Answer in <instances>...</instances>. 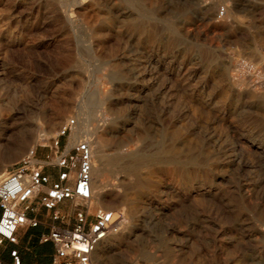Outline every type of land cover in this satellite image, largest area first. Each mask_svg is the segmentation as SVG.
<instances>
[{
    "label": "rangeland",
    "instance_id": "rangeland-1",
    "mask_svg": "<svg viewBox=\"0 0 264 264\" xmlns=\"http://www.w3.org/2000/svg\"><path fill=\"white\" fill-rule=\"evenodd\" d=\"M248 62L264 67V0H0V164L83 110L105 155L92 208L125 214L99 264H264Z\"/></svg>",
    "mask_w": 264,
    "mask_h": 264
},
{
    "label": "built area",
    "instance_id": "built-area-1",
    "mask_svg": "<svg viewBox=\"0 0 264 264\" xmlns=\"http://www.w3.org/2000/svg\"><path fill=\"white\" fill-rule=\"evenodd\" d=\"M217 13L224 17L226 8H218ZM233 66L239 79L241 63ZM243 69L261 77L245 81L248 88H264V67L248 62ZM79 126L77 116L67 118L55 134L42 135L0 176V247L18 244L21 228L38 226L41 208L51 220L40 241L54 244V264H99L100 247L122 231L124 211L92 208L96 199L93 139L82 133L75 136ZM63 203L81 206L69 210L61 207ZM10 256L7 264H24L18 248H11Z\"/></svg>",
    "mask_w": 264,
    "mask_h": 264
},
{
    "label": "crops",
    "instance_id": "crops-1",
    "mask_svg": "<svg viewBox=\"0 0 264 264\" xmlns=\"http://www.w3.org/2000/svg\"><path fill=\"white\" fill-rule=\"evenodd\" d=\"M81 204V203H80ZM78 203H63L61 207L73 210ZM41 223L36 227H23L18 231V244H5L0 247V264H7L11 261V248H18L24 264H54L52 259L55 253V247L52 242H41L40 237L43 233L49 231L48 223L50 222V214L41 208L38 212ZM93 219V218H92Z\"/></svg>",
    "mask_w": 264,
    "mask_h": 264
},
{
    "label": "bare ground",
    "instance_id": "bare-ground-1",
    "mask_svg": "<svg viewBox=\"0 0 264 264\" xmlns=\"http://www.w3.org/2000/svg\"><path fill=\"white\" fill-rule=\"evenodd\" d=\"M227 6V5H226ZM92 100V99H91ZM93 101V100H92ZM69 103V102H68ZM5 107L7 108L8 107V105H5ZM59 115H57L56 116V120L57 119H59ZM78 119H79V121H85L87 118H88V114H87V112H85V111H83V110H80V112L78 113ZM85 125V124H84ZM89 132V131H88ZM85 134V135H88V134H86L87 133V131H86V125L85 126H83V128H81L80 126H79V129H78V133H76L75 134V136L77 135V134ZM3 134V133H2ZM91 135V134H90ZM41 137V136H40ZM93 147H94V151L96 152V154H97V156H98V160L100 161V164H103L104 163V158H105V155H104V151H103V148H102V145H101V143H99V142H97V143H95L94 144V142H93ZM96 148V149H95ZM120 159H121V157H120ZM5 168V166L4 165H2V164H0V176H2V175H4L5 173H6V169H4ZM128 173H131L134 169H135V167L134 166H132V165H128V166H125V168H124ZM95 189H96V194H100L101 193V190H100V186H95L94 187ZM98 259H99V257H98ZM100 262H101V260H100Z\"/></svg>",
    "mask_w": 264,
    "mask_h": 264
}]
</instances>
